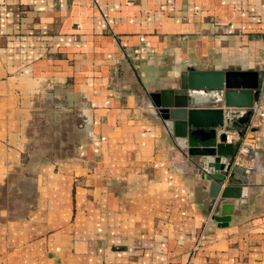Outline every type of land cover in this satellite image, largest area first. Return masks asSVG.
<instances>
[{
    "label": "crops",
    "instance_id": "0c3cea01",
    "mask_svg": "<svg viewBox=\"0 0 264 264\" xmlns=\"http://www.w3.org/2000/svg\"><path fill=\"white\" fill-rule=\"evenodd\" d=\"M237 64L264 0H0V264H264V151L217 212L148 105Z\"/></svg>",
    "mask_w": 264,
    "mask_h": 264
},
{
    "label": "water",
    "instance_id": "95a60500",
    "mask_svg": "<svg viewBox=\"0 0 264 264\" xmlns=\"http://www.w3.org/2000/svg\"><path fill=\"white\" fill-rule=\"evenodd\" d=\"M263 71L264 66L246 69L237 64L233 69H208L190 65L173 88L151 93L148 102L153 115L175 137L179 150L193 158L196 171L207 181L210 197L219 199L217 212L229 199L248 195V172L256 168L236 165L235 145L227 142L226 133L216 142L212 130L224 124L222 105L253 106ZM249 117L250 110L234 127H242Z\"/></svg>",
    "mask_w": 264,
    "mask_h": 264
},
{
    "label": "built area",
    "instance_id": "2783aa9c",
    "mask_svg": "<svg viewBox=\"0 0 264 264\" xmlns=\"http://www.w3.org/2000/svg\"><path fill=\"white\" fill-rule=\"evenodd\" d=\"M258 89L259 96L250 108L222 105L224 124L217 128L219 140L222 133L227 134V142L233 143L236 147L237 164H242L241 162L246 159H254L253 153L264 151V71ZM249 110V121L240 128L234 127L233 124Z\"/></svg>",
    "mask_w": 264,
    "mask_h": 264
},
{
    "label": "rangeland",
    "instance_id": "374dc122",
    "mask_svg": "<svg viewBox=\"0 0 264 264\" xmlns=\"http://www.w3.org/2000/svg\"><path fill=\"white\" fill-rule=\"evenodd\" d=\"M234 66H235V65H231V66H229L227 69H233ZM243 67H244V66H243ZM244 68L249 69L248 67H244ZM258 68H259V65L256 66V68H254V69H258ZM61 148H62V147H61ZM67 148H69V147H67ZM70 149H71V148H70Z\"/></svg>",
    "mask_w": 264,
    "mask_h": 264
}]
</instances>
